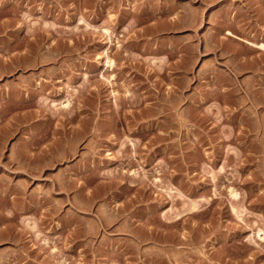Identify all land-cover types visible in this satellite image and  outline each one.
Instances as JSON below:
<instances>
[{
  "label": "rangeland",
  "instance_id": "rangeland-1",
  "mask_svg": "<svg viewBox=\"0 0 264 264\" xmlns=\"http://www.w3.org/2000/svg\"><path fill=\"white\" fill-rule=\"evenodd\" d=\"M247 41L264 0H0V264H264Z\"/></svg>",
  "mask_w": 264,
  "mask_h": 264
},
{
  "label": "bare ground",
  "instance_id": "bare-ground-1",
  "mask_svg": "<svg viewBox=\"0 0 264 264\" xmlns=\"http://www.w3.org/2000/svg\"><path fill=\"white\" fill-rule=\"evenodd\" d=\"M228 34H229L230 36L236 37V35H234L232 32H229V31H228ZM239 38H240V37H239ZM247 43H249L250 45H252V47L254 46V47L257 48V49H261L262 51H264V43H263V44H259V43H258V45H257V44H254V43H251V42H248V41H247ZM250 45H249V46H250ZM104 65H105V67L107 68L106 70H108V71H109V70L111 71V70L113 69V67H114V61H113V60L111 59V57L109 56L108 52H107V54H106V61H105V64H104ZM113 92H116V90L113 91ZM115 94H116V93H115ZM68 100H69V98L66 99V101H65L64 103H63V102L61 103V104H62V108H64V109H65V108H69V106H70V102H71V101H70V100L68 101ZM232 190H233V189H232ZM230 194H231V195H234V197H235L234 191H232V193L230 192ZM236 197H237V194H236ZM236 197H235V198H236ZM235 212H236V211H235ZM262 232H263V231H262ZM262 232H261V233H262ZM258 236L261 237L262 239H264L263 234H259ZM261 238H260V239H261ZM47 241H48V240H47ZM48 244H49V243H48Z\"/></svg>",
  "mask_w": 264,
  "mask_h": 264
}]
</instances>
